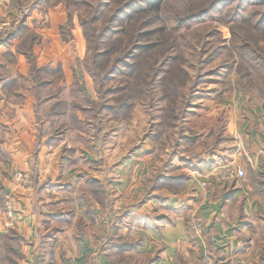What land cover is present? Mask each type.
<instances>
[{"label": "rangeland", "instance_id": "1", "mask_svg": "<svg viewBox=\"0 0 264 264\" xmlns=\"http://www.w3.org/2000/svg\"><path fill=\"white\" fill-rule=\"evenodd\" d=\"M169 1L172 8L168 15L173 9L185 8L187 2H192L195 10L210 5V0ZM103 2L42 0V6L35 7L61 8L65 19L59 25L60 35L74 45L75 53L67 70L69 79L61 63L54 65L57 71L43 79L53 82L39 89L40 101H36V112L45 100L65 101L67 116L56 114L52 105L48 116L57 126V135L68 138L67 146L62 147L69 162L66 165L77 167L72 174L58 175L63 183L69 179L68 186L58 189L56 196L43 192V200L51 204H42L47 211L57 207L71 213L72 201L73 205L79 203L72 212L83 211L87 221L102 215L104 208L112 212L110 203L117 198V183L125 179L119 169L130 182L140 181L143 192L137 199H147L160 188L177 195L185 191L187 183L204 176L213 178L206 175L209 167L226 169L231 165L235 156L230 153L238 152L249 135L264 134V0H233L214 18L184 28H176L172 20L166 28L162 22L150 24L145 16H136L131 22L115 21L110 8H100ZM109 27L118 33L111 34ZM136 35L141 44H156L142 56L135 51L132 58L128 53L136 44ZM123 57L134 69L118 60ZM170 57L173 60L163 66L169 74L163 75L165 84L161 80L160 84L163 76L154 79L155 72ZM47 87L51 91L45 94ZM218 149L228 154L214 156ZM76 151L81 161L73 157ZM201 157L205 162L194 169ZM94 167L105 170L97 174L90 171ZM14 175L15 171L10 177ZM23 175L19 187L26 190L32 187V175ZM167 175L183 176L184 182L168 180L151 190L157 176ZM207 185L202 182L203 187ZM136 196L132 191L118 196L122 203L116 212L124 214L122 220L130 215V201ZM188 226L194 233L191 221Z\"/></svg>", "mask_w": 264, "mask_h": 264}, {"label": "crops", "instance_id": "2", "mask_svg": "<svg viewBox=\"0 0 264 264\" xmlns=\"http://www.w3.org/2000/svg\"><path fill=\"white\" fill-rule=\"evenodd\" d=\"M34 1L0 0V39L21 26L35 31L40 36L34 46L38 65L61 63L69 79L67 70L74 63L75 53L74 45L60 35L63 12L59 6L32 8ZM21 39L16 36L8 43L0 41V264H140L153 257L150 264H199L204 257L213 264H264V134L255 138L252 133L241 141L238 152L230 153L235 156L232 160L246 170L242 179L236 175L224 179L221 172L234 166L218 169L219 161L215 168L205 171L213 178L204 176L187 183L185 191L177 195L160 188L157 194L140 200V181L130 182L119 169L125 179L117 181L111 213L104 208L102 215L87 221L83 211L72 212L75 205H81H73V201L71 213L57 207L47 211L46 205L51 203L43 200V192L56 196L57 190L66 188L69 182H61L58 175L72 174L77 167L66 165L69 162L62 147L68 144V138L57 135V126L48 116L53 101L45 100L36 112L41 90L35 96L30 63L18 49ZM50 91L47 87L43 92ZM233 125L236 127L235 122ZM221 152L218 149L214 156L228 154ZM74 155L81 161L77 151ZM86 163L92 165L91 161ZM104 170L94 167L90 171L102 174ZM13 171L31 174L32 187H19V182L11 178ZM204 181L206 187L202 186ZM36 189L42 199L35 197ZM130 191L137 196L131 198L130 215L122 220L116 213L122 203L118 196ZM194 217L204 220V234L188 229V221ZM115 230L125 239H140L141 244L127 249L117 242L107 246Z\"/></svg>", "mask_w": 264, "mask_h": 264}, {"label": "trees", "instance_id": "3", "mask_svg": "<svg viewBox=\"0 0 264 264\" xmlns=\"http://www.w3.org/2000/svg\"><path fill=\"white\" fill-rule=\"evenodd\" d=\"M42 0H35L33 5L31 6L32 8L35 7H40ZM233 0H210L209 1V7L205 10H195L193 9V3L192 2H187L183 9H173L172 10V15H168V10L171 7V3L169 0H105V2L100 4V8L102 7H106V8H110L109 10L112 13V15H114L113 20H118L121 19V21H127V22H131V21H135V17L136 16H145L146 18L149 17L150 19V24H156L158 22H162L164 25L163 27H167L168 22L170 20L174 21L176 24V28H184V27H191L194 26L196 24L202 23L206 20H209L208 18L212 19L214 18L218 13H220V11L222 10V8L226 5H229L230 3H232ZM117 4L116 8L114 9V5ZM110 6V7H108ZM112 7V8H111ZM237 8L241 9L242 6H240V4L237 6ZM217 13V14H216ZM109 16L110 17H112ZM135 19V20H134ZM136 23V22H135ZM110 32L111 34L114 33H118V31H116V29H112L110 28ZM127 31V29H122ZM159 30V29H158ZM156 30V31H158ZM139 34V33H138ZM137 34V35H138ZM136 35V37H137ZM3 36V35H2ZM16 36H20L21 42L18 45V49L20 52H22L26 58L28 59L29 63H30V73H29V77L31 78V80L33 81V85L34 87H36V89L39 91V89H43V85H48L51 84L53 81H45L43 80L44 78H46V75H51L50 72H55L57 71V67L52 65V64H47V65H38L37 60H36V56L34 54V46L39 42L40 40V36L39 34H37L35 31H31L28 30L26 27L21 26L11 32H7L4 34V38L2 37V39H0V41L2 42H6L8 43L9 41H11L14 37ZM140 36V34L138 35V37ZM135 37V38H136ZM138 37L136 38L135 42L136 44L133 46V48L131 49V51L128 53V56L131 53L132 58L135 57L134 52H137V56H142L141 54L146 53L148 50L153 49L156 43L154 44H141L138 41ZM142 52V53H140ZM118 60H124L125 61V65L126 68H128L129 70L134 69V65L132 63H130L127 59H125L124 57L122 59H118ZM117 60V61H118ZM173 58L170 57L168 59H166V61L163 62L162 66L158 69L157 72H155L154 75V79H158L159 77L165 75V74H169L168 69H163V66L165 64L170 63V61H172ZM115 67H118L117 64L115 65ZM126 68L124 69L125 72L127 71ZM128 70V72H129ZM166 79L163 76V79L160 78L158 80V83L161 84V82ZM161 80V82H160ZM46 82V83H43ZM162 84H165V82H162ZM66 103L65 101H60L58 102L57 100H55L52 104V108L53 110H57L58 115L60 116H67L68 112H67V108H65ZM52 113H50L51 115ZM55 114V113H53ZM78 118V117H77ZM198 161V160H197ZM205 162L204 159H202V157L200 158V160L197 162V165H195L194 169H198L202 167V164ZM168 180H172L175 182H184L183 176H157L151 183L152 189L158 188V187H162L163 183H165ZM37 191V189H36ZM107 213V211H106ZM118 214V217L120 219H122V216H124V214H121L120 211L116 212ZM189 229V226H188ZM117 242L118 244L121 245L122 249H127L130 247H137L141 244V240L140 239H125L123 235H119L118 231L115 230L114 233V238H110L109 241H107V246L109 247H113L114 243ZM155 259V257L153 258H147L145 260H143L142 263L140 264H150L153 260Z\"/></svg>", "mask_w": 264, "mask_h": 264}, {"label": "built area", "instance_id": "4", "mask_svg": "<svg viewBox=\"0 0 264 264\" xmlns=\"http://www.w3.org/2000/svg\"><path fill=\"white\" fill-rule=\"evenodd\" d=\"M231 165L234 166V169L232 168V169L224 170L223 172H221L220 175L223 176V178H230L235 175L239 177L240 179L245 177L246 175L245 170L239 164H237V161H233ZM23 177L24 175L22 172L15 171L14 178L17 182L20 183V181L23 180ZM203 185L205 186L206 183H203ZM191 228L198 235H202L207 231V226L204 220L201 218H197V217H194L191 220ZM199 264H213V261L209 257H204Z\"/></svg>", "mask_w": 264, "mask_h": 264}]
</instances>
